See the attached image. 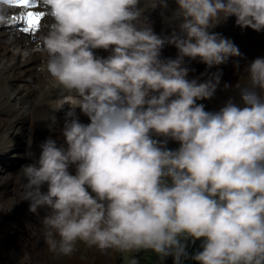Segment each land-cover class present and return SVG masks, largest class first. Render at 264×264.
Segmentation results:
<instances>
[{
    "label": "clouds",
    "instance_id": "1",
    "mask_svg": "<svg viewBox=\"0 0 264 264\" xmlns=\"http://www.w3.org/2000/svg\"><path fill=\"white\" fill-rule=\"evenodd\" d=\"M39 3L45 15L35 40L16 54L22 62L39 56L37 70L75 100L64 112L63 143L45 139L38 159L19 171L29 212L43 210L49 251L68 256L80 241L101 253L148 252L156 264H181L191 239L201 241L191 257L197 264H264V57L234 86L239 102L229 96L217 111L197 103L220 86L222 72L209 69L243 58L209 30L235 17L242 30L264 31V0H175L165 20L179 31L169 35L143 16L167 9V0ZM8 5L0 3V25ZM168 45L175 58L161 57ZM197 58L205 71L189 80ZM169 140L179 147L168 148Z\"/></svg>",
    "mask_w": 264,
    "mask_h": 264
},
{
    "label": "rangeland",
    "instance_id": "2",
    "mask_svg": "<svg viewBox=\"0 0 264 264\" xmlns=\"http://www.w3.org/2000/svg\"><path fill=\"white\" fill-rule=\"evenodd\" d=\"M156 19L157 18L155 17L150 22V25L153 31L160 35L162 34L163 29L156 25ZM234 22L235 18H229L227 21L219 23L209 30L210 32L219 33L223 37L231 40L239 47L240 52L243 54V58H230L226 64L208 70L209 72H215L219 69L222 72L220 81L222 87L217 89L214 98L197 102L202 103L205 106L206 111L219 110L229 96L236 97L237 102H239L238 91L234 86L237 83L241 85L246 84L247 77L244 72L245 67L256 57H264V31L256 32L250 28L242 30ZM11 26L12 25L10 24L9 29L12 31ZM9 36L10 32L6 33L4 36L0 35V39L6 40ZM176 55L177 50L171 45L165 46L161 51L162 58H175ZM100 57L106 56L105 54H102ZM185 59L188 60V58ZM237 60L239 61L238 69L234 67V62ZM189 67L194 69L193 72H189L188 74L187 78L189 80L196 79L200 76V73L205 71V65L199 61V58L191 60ZM22 78L23 76L21 77L19 74H16L15 78L8 81V87L11 86L9 88L15 90L22 84L27 83L28 85H33L32 81L23 80ZM225 84L231 85L233 88L224 91L222 89ZM20 91L22 90L20 89ZM36 94V90H33L24 98L21 95L22 97L18 101L19 103L16 102L15 104L13 100L12 103L14 104L12 106H18H16V108L11 105L10 107H7L10 110L8 112L11 116L9 119L4 116L6 113H3V116L0 115V135L3 134L4 136L5 131L17 127L16 129H18L19 133L16 140L20 141L19 144H0V154L4 152L7 153V156L3 161L11 160L19 165L10 172L6 171L4 168L0 169V185H4L3 182L6 181L11 185L12 183L15 184L13 188L8 187L6 191H0V264H127V260L131 259L132 255H135L139 260V264H146L149 260L155 258L154 255L148 252L124 254L119 251L110 250L101 253L95 247H88L80 241H77L76 250L71 255L64 256L55 254L49 251L48 246L44 241L43 229L40 222V217L44 214L43 210H41L40 216H35L29 211H19V206L23 201H18L20 197V194L18 193L20 191L19 188L20 186L22 187L23 184V178L19 174V171L23 164L22 161L20 164L16 161L19 159L18 157L21 156L18 149L20 150L23 147L22 144L27 143L32 134L37 132L38 140L42 142L49 137L56 141L63 139L62 135L51 130L50 125H48L49 136L42 131L40 132ZM21 107L23 109H21ZM23 121L25 122L23 123ZM86 122L89 123L88 118ZM158 139L162 140L163 137H159ZM167 147L170 149H176L179 147V144L169 140Z\"/></svg>",
    "mask_w": 264,
    "mask_h": 264
},
{
    "label": "bare ground",
    "instance_id": "3",
    "mask_svg": "<svg viewBox=\"0 0 264 264\" xmlns=\"http://www.w3.org/2000/svg\"><path fill=\"white\" fill-rule=\"evenodd\" d=\"M167 2L170 3L168 4L169 5L168 10L161 9L159 7L155 9L157 14L156 25L158 27H162L163 35H169L173 30L179 31L176 25L169 24L165 20L166 17H170L172 15V12L177 7L175 4V0H167ZM8 8H9V20L13 15H18L21 12L27 10V9H17L11 7ZM35 10H41V7L38 6V8H36ZM230 18L234 19L235 17H230ZM10 24L12 25L11 26L12 31L9 29ZM22 26L23 25L21 24V22L20 23L8 22L7 24L0 25L1 36H4L6 33L10 32V36L6 40L0 39V113H8L10 110L7 107H10V105L12 106L14 103L16 104V102H18L22 96L24 98L26 95L28 96V94L31 91L36 90L37 112H39V109H41V106L43 105H47L54 111L52 113H49L47 110H45L44 111L45 116L43 117L40 116L38 113V118L40 121V125H39L40 132L42 131L44 134H47L49 136L48 125H44L42 123V120L45 118H50L53 121H59L61 123H64V119H63L64 112L68 110L69 105L75 103V100L73 99V96L68 92L67 95H70V97L67 99L56 97L57 94H54V90L56 88H61V86H59L46 71L37 70L38 65L41 64V58L39 56H33L29 62H22L21 57L16 54V49L17 48L22 49L25 46L30 45L35 40L37 32L39 31L38 30L36 33H30V32L22 33L19 30ZM104 54L107 57L110 54V51ZM16 74H19V76L21 77L23 76L22 78L23 80L32 81L33 85H28L26 83V84H22L21 86H18L19 87L18 89L14 88L15 90H12L11 88H9L11 86L8 87L7 83L9 80L15 78ZM20 89L22 91H20ZM52 95H55V97L52 98L51 97ZM13 100L14 103H12ZM60 105H65L64 109L61 111H57ZM14 106L16 108V106L18 105H14ZM21 109L23 108L21 107ZM76 111L79 121L83 124H86L87 123L86 120L88 117L85 116L83 113H80L79 110ZM16 128H11L10 130L5 131L4 136L3 134L0 135L1 145L20 143V141L16 140L19 133L18 129Z\"/></svg>",
    "mask_w": 264,
    "mask_h": 264
},
{
    "label": "snow or ice",
    "instance_id": "4",
    "mask_svg": "<svg viewBox=\"0 0 264 264\" xmlns=\"http://www.w3.org/2000/svg\"><path fill=\"white\" fill-rule=\"evenodd\" d=\"M0 3H6L9 5H16L21 9H27L18 15H13L8 22L11 23H23V27L19 30L22 33H36L40 27L41 21L45 15L42 10L36 9L39 6V0H0Z\"/></svg>",
    "mask_w": 264,
    "mask_h": 264
},
{
    "label": "trees",
    "instance_id": "5",
    "mask_svg": "<svg viewBox=\"0 0 264 264\" xmlns=\"http://www.w3.org/2000/svg\"><path fill=\"white\" fill-rule=\"evenodd\" d=\"M219 87H222V84L220 83V86ZM200 244H201V241L197 240L195 242H192L191 239H189L188 241V247H187V253H188V256L187 258H183L182 259V262L181 264H197L196 261H194L191 257L192 255L201 250L200 249ZM146 264H156V257L149 260ZM164 264H173V260L171 257L167 258L165 261H164Z\"/></svg>",
    "mask_w": 264,
    "mask_h": 264
}]
</instances>
